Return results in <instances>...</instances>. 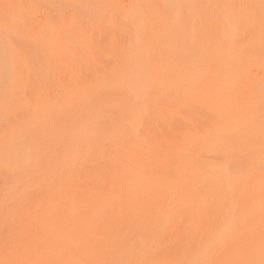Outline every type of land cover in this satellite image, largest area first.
<instances>
[{
  "label": "bare ground",
  "instance_id": "bare-ground-1",
  "mask_svg": "<svg viewBox=\"0 0 264 264\" xmlns=\"http://www.w3.org/2000/svg\"><path fill=\"white\" fill-rule=\"evenodd\" d=\"M0 264H264V0H0Z\"/></svg>",
  "mask_w": 264,
  "mask_h": 264
}]
</instances>
